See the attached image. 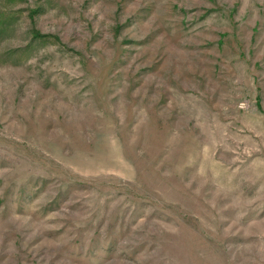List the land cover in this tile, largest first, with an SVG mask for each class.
<instances>
[{"label": "rangeland", "instance_id": "1", "mask_svg": "<svg viewBox=\"0 0 264 264\" xmlns=\"http://www.w3.org/2000/svg\"><path fill=\"white\" fill-rule=\"evenodd\" d=\"M0 264H264V0H0Z\"/></svg>", "mask_w": 264, "mask_h": 264}]
</instances>
